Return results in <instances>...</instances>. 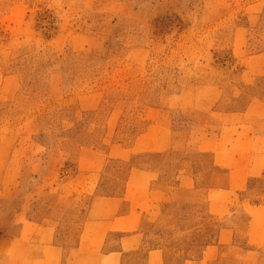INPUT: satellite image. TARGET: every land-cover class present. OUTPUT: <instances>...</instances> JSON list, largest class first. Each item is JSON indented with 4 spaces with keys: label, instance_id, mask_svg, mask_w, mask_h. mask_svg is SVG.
<instances>
[{
    "label": "rangeland",
    "instance_id": "1",
    "mask_svg": "<svg viewBox=\"0 0 264 264\" xmlns=\"http://www.w3.org/2000/svg\"><path fill=\"white\" fill-rule=\"evenodd\" d=\"M252 97L264 0H0V264H264Z\"/></svg>",
    "mask_w": 264,
    "mask_h": 264
},
{
    "label": "crops",
    "instance_id": "2",
    "mask_svg": "<svg viewBox=\"0 0 264 264\" xmlns=\"http://www.w3.org/2000/svg\"><path fill=\"white\" fill-rule=\"evenodd\" d=\"M249 101L250 102L246 104L247 106L243 110H230L221 113V116L226 120L224 119L222 129L217 135L216 140L218 139L219 141H222L226 128L228 127L229 132H231L237 125L246 126L248 127L247 130L250 128V130H246L248 136L242 139L243 141L258 137H264V109H262V106L260 105L262 103L258 101L256 97H252ZM236 134L237 133H234L233 138H239V136ZM252 146L250 148L245 149L244 151H238L237 153H235L234 158L237 159L241 165L238 166L236 165V163L235 166H230L229 168L226 166V160L224 159V157L227 159L226 156L229 153L226 154L225 146L223 148L221 146L218 147L214 156V162L217 166H219V168L224 167L228 169L229 181H226V184H238L240 178H243L247 173H250V171L256 167V163L258 161L259 156H262L264 154H260L256 150H253ZM249 161L252 163L254 162V164L247 165V162ZM259 168H261V171L264 170V165L256 168L255 170H258ZM238 169L241 170L238 171ZM233 171L242 173V177L236 179L230 177V172ZM127 181L128 179L126 180V182ZM42 246L48 247L52 251L57 250L56 246L54 245L42 244Z\"/></svg>",
    "mask_w": 264,
    "mask_h": 264
}]
</instances>
